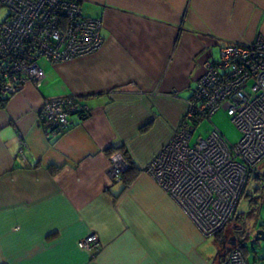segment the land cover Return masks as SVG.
I'll use <instances>...</instances> for the list:
<instances>
[{"label":"crops","instance_id":"obj_1","mask_svg":"<svg viewBox=\"0 0 264 264\" xmlns=\"http://www.w3.org/2000/svg\"><path fill=\"white\" fill-rule=\"evenodd\" d=\"M103 45L39 65L0 109V264H220L177 203L144 171L179 128L206 61L264 37V0H79ZM39 64V63H38ZM89 108L50 137L47 99ZM138 171L113 181L108 150ZM54 171V172H53ZM94 232L99 251L77 243Z\"/></svg>","mask_w":264,"mask_h":264},{"label":"built area","instance_id":"obj_2","mask_svg":"<svg viewBox=\"0 0 264 264\" xmlns=\"http://www.w3.org/2000/svg\"><path fill=\"white\" fill-rule=\"evenodd\" d=\"M79 0H0V94L15 93L25 82L37 88L44 79L39 59L50 63L92 55L103 45L102 22L83 14ZM225 110L240 133L231 144L215 128L191 143L194 126ZM73 96L47 99L38 120L50 137L63 135L73 114H87ZM264 161V37L253 43L224 44L216 61H206L187 101L185 123L153 156L145 173L180 207L204 238H213L231 219L249 175ZM110 175L120 181L126 158L109 157ZM99 251L91 232L77 243ZM223 264H247L233 250Z\"/></svg>","mask_w":264,"mask_h":264},{"label":"rangeland","instance_id":"obj_3","mask_svg":"<svg viewBox=\"0 0 264 264\" xmlns=\"http://www.w3.org/2000/svg\"><path fill=\"white\" fill-rule=\"evenodd\" d=\"M6 16L7 10L1 7L0 21ZM214 57H219V52ZM38 63L43 68L47 67L43 59H39ZM215 128L231 144L237 143L240 139V133L232 124L230 117L225 110L221 109L213 114L210 120H202L194 126L190 144L198 137H206ZM261 172H264V167L261 168ZM256 186H258V183L250 180L246 187L247 196L240 200L235 216L237 219L234 220V223L238 226L233 236L235 238L234 242L236 241L242 249L248 264H264V239L254 242V237L258 232H262V236H264V191L255 193L254 188ZM251 197L253 198L251 199ZM228 227H232V223ZM232 229L233 227L230 230ZM209 241L212 242L213 240L210 239Z\"/></svg>","mask_w":264,"mask_h":264},{"label":"trees","instance_id":"obj_4","mask_svg":"<svg viewBox=\"0 0 264 264\" xmlns=\"http://www.w3.org/2000/svg\"><path fill=\"white\" fill-rule=\"evenodd\" d=\"M1 81H2V78L0 77V83H1ZM12 94H14V93H11V94H8V95H1L0 94V109L5 107V104H6L7 100H8V98H9V96L12 95ZM79 115H84L85 116L84 113H79ZM182 124H184V123H181V125ZM69 128H70V126H69ZM69 128L67 129V131L69 130ZM107 152H108V156L109 157L115 152H120L126 158V160L129 163V168L121 175L120 181H123L125 184L129 183L137 175L138 171L135 169L133 163L131 162V160H130V158L128 156V153L126 152L125 148L122 147V146L121 147H116V148L108 150ZM262 167H264V161H262V163L259 165L258 170H257L258 171L257 175H251V176L249 175V177L247 179V183H246L245 189H244V191L242 193L241 199L243 197L247 196L246 187H247L248 183L250 182V180H253V181L258 183V186H256V188H254L255 189L254 190L255 193L259 192V191H264V172H261V168ZM252 198L253 197H251V199ZM239 202L237 203L236 208H235V210L233 212V215H232L231 219L228 221V223L226 224L225 228L223 230H221L219 233H217L213 237L214 244H215V246L217 248L218 261H219L220 264L224 263L225 258L233 250H240L243 253L242 249L238 246L236 241H235V244L232 245L231 244V240H230V238L235 235L234 233H235L236 228H238V226L234 223L235 222L234 220L237 219V217H235V216H236L237 206H238ZM231 223H232V227H233L232 230H230L232 227H228V225H230ZM234 240H235V238H234ZM244 256H245V254H244Z\"/></svg>","mask_w":264,"mask_h":264},{"label":"water","instance_id":"obj_5","mask_svg":"<svg viewBox=\"0 0 264 264\" xmlns=\"http://www.w3.org/2000/svg\"><path fill=\"white\" fill-rule=\"evenodd\" d=\"M261 239H264V236H262V232H258L255 237H254V242L257 241V240H261ZM231 244H235L234 242V238L232 237L231 239Z\"/></svg>","mask_w":264,"mask_h":264},{"label":"bare ground","instance_id":"obj_6","mask_svg":"<svg viewBox=\"0 0 264 264\" xmlns=\"http://www.w3.org/2000/svg\"><path fill=\"white\" fill-rule=\"evenodd\" d=\"M186 112H187V111H186ZM85 115H86V114H85ZM185 115H186V113H185ZM185 115H184L183 120L181 121V123H185ZM211 117H212V116H211ZM210 119H211V118H210ZM180 125H181V124H180ZM177 130H178V129H177ZM176 132H177V131H175V133H176ZM175 133L173 134V136L175 135ZM192 134H193V133H192ZM173 136H172V137H173ZM172 137H171V138H172ZM241 196H242V195H241ZM240 199H241V197H240ZM240 199H239V201H240ZM239 201H238V202H239ZM185 215H186V214H185ZM186 216H187V215H186ZM225 226H226V225H225ZM225 226H224V228H225ZM224 228H223V229H224ZM223 229H222V230H223ZM245 259H246V258H245ZM246 262H247V260H246ZM247 264H248V263H247Z\"/></svg>","mask_w":264,"mask_h":264},{"label":"flooded vegetation","instance_id":"obj_7","mask_svg":"<svg viewBox=\"0 0 264 264\" xmlns=\"http://www.w3.org/2000/svg\"><path fill=\"white\" fill-rule=\"evenodd\" d=\"M232 239V237L230 238V240Z\"/></svg>","mask_w":264,"mask_h":264}]
</instances>
